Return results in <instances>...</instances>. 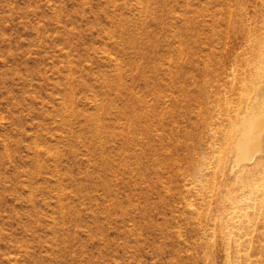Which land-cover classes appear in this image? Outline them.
<instances>
[{"label":"rangeland","instance_id":"1","mask_svg":"<svg viewBox=\"0 0 264 264\" xmlns=\"http://www.w3.org/2000/svg\"><path fill=\"white\" fill-rule=\"evenodd\" d=\"M263 86L264 0H0V264H264Z\"/></svg>","mask_w":264,"mask_h":264},{"label":"bare ground","instance_id":"2","mask_svg":"<svg viewBox=\"0 0 264 264\" xmlns=\"http://www.w3.org/2000/svg\"><path fill=\"white\" fill-rule=\"evenodd\" d=\"M259 93L263 96V99H264V88H261ZM258 96H259V94H258ZM261 99H262V97L259 100H261ZM263 99H262V101H263ZM256 104H257V102H256ZM256 104L254 105L255 108L258 107V106H256ZM258 105H259V103H258ZM260 105H259V107H261ZM260 111H261V113L254 114V116L252 117V119L249 120L250 122L248 121V118H247V121L250 124L247 126L248 129L246 130V132L245 133L242 132V133H244L243 137L240 136L241 139H240V142H239V148H240V150H241V152L243 154V157H246V163H247V165H248L249 162L251 164V161H254V162L257 161L259 163L260 160L264 158V109L263 110H260ZM249 113H253V112L249 111ZM250 116L248 115V117H250ZM241 130H243V129L241 128ZM234 150H235V148L233 149V151ZM235 151H236V153H238L237 150H235ZM234 154H235V152H234ZM258 154H259V158L257 157ZM235 165H234V167H235ZM240 167H239V169H240Z\"/></svg>","mask_w":264,"mask_h":264}]
</instances>
